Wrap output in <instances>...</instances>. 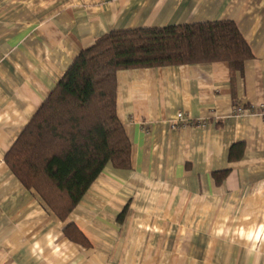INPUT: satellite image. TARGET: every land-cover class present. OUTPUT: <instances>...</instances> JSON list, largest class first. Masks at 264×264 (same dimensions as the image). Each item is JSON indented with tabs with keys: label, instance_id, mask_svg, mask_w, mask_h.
I'll list each match as a JSON object with an SVG mask.
<instances>
[{
	"label": "crops",
	"instance_id": "obj_1",
	"mask_svg": "<svg viewBox=\"0 0 264 264\" xmlns=\"http://www.w3.org/2000/svg\"><path fill=\"white\" fill-rule=\"evenodd\" d=\"M216 20L250 46L243 71H118L131 168L105 167L64 220L9 169L6 152L96 38ZM0 264H264V0H0Z\"/></svg>",
	"mask_w": 264,
	"mask_h": 264
},
{
	"label": "trees",
	"instance_id": "obj_2",
	"mask_svg": "<svg viewBox=\"0 0 264 264\" xmlns=\"http://www.w3.org/2000/svg\"><path fill=\"white\" fill-rule=\"evenodd\" d=\"M252 56L231 20L111 30L77 54L5 162L64 220L105 167L131 168V142L116 114L118 71L227 62L242 72Z\"/></svg>",
	"mask_w": 264,
	"mask_h": 264
},
{
	"label": "built area",
	"instance_id": "obj_3",
	"mask_svg": "<svg viewBox=\"0 0 264 264\" xmlns=\"http://www.w3.org/2000/svg\"><path fill=\"white\" fill-rule=\"evenodd\" d=\"M234 112H235L236 115H238V114L245 113V110L242 107H235L234 108ZM185 124H186V120H185V118L183 116V113L182 112H178L177 115H176V118L173 121L171 126H172V128H177L180 125H185ZM199 125H200V123H199Z\"/></svg>",
	"mask_w": 264,
	"mask_h": 264
}]
</instances>
